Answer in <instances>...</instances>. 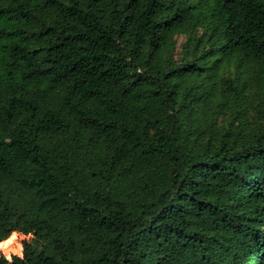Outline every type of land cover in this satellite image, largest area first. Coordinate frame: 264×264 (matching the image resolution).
Returning <instances> with one entry per match:
<instances>
[{"label": "trees", "instance_id": "trees-1", "mask_svg": "<svg viewBox=\"0 0 264 264\" xmlns=\"http://www.w3.org/2000/svg\"><path fill=\"white\" fill-rule=\"evenodd\" d=\"M19 235L0 264H264V0H0Z\"/></svg>", "mask_w": 264, "mask_h": 264}, {"label": "rangeland", "instance_id": "rangeland-1", "mask_svg": "<svg viewBox=\"0 0 264 264\" xmlns=\"http://www.w3.org/2000/svg\"><path fill=\"white\" fill-rule=\"evenodd\" d=\"M169 114V111H167L166 117ZM71 210H72V220L71 222H69L68 225V229L70 228V226L72 225H77V224H81L83 221L87 220L86 216L82 213V210L79 207V200H74L69 204ZM68 229L66 232L63 233H54L53 236H64L67 234ZM43 238H41L40 240L38 239V237H34L33 235L26 238L25 236L19 235L17 237V239L15 240L17 244H15V246L13 247V249L10 252L4 253L3 251H0V253L6 255L7 257H9L11 254H21V243L22 241H30L36 245H40L43 242Z\"/></svg>", "mask_w": 264, "mask_h": 264}]
</instances>
